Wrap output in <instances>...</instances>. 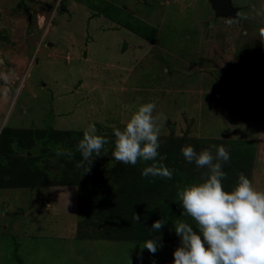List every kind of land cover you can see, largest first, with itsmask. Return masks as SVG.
I'll return each instance as SVG.
<instances>
[{"label": "rangeland", "instance_id": "374dc122", "mask_svg": "<svg viewBox=\"0 0 264 264\" xmlns=\"http://www.w3.org/2000/svg\"><path fill=\"white\" fill-rule=\"evenodd\" d=\"M232 3L234 20L209 0H0V132L79 131V143L89 124L114 134L155 102L160 143L173 130L254 140L249 179L264 191V0ZM144 25L155 42L133 30ZM49 162L60 172L59 158ZM12 185L0 186V264H173L180 240L153 254L145 242L77 238V185Z\"/></svg>", "mask_w": 264, "mask_h": 264}, {"label": "trees", "instance_id": "16d2710c", "mask_svg": "<svg viewBox=\"0 0 264 264\" xmlns=\"http://www.w3.org/2000/svg\"><path fill=\"white\" fill-rule=\"evenodd\" d=\"M91 5L94 9L98 7L95 2ZM145 28L149 29L147 33L140 32L137 28L133 30L139 31L135 32L139 36L155 42L158 30L151 26ZM0 38H3L1 32ZM100 131L97 134L108 138L107 144L113 152L114 134ZM173 132L160 143L159 148L160 162L175 170L173 178L169 180L142 177L144 164H121L114 157L112 168L109 167L110 173L106 176L101 165L106 144L99 157L93 155L92 164L90 161H83L76 145L79 144L78 139L74 138L81 135L82 132L79 131L66 134L65 131L55 129H11L4 126L0 132V186L13 184L12 187L40 188L77 185L79 219L76 237L79 239L145 242L159 237V241H177L180 239L173 227L177 219L194 225L190 217L181 216L182 205L177 192L187 185L202 182L207 172L206 168L200 170L194 162H187L181 148L192 145L198 153L208 145H222L228 149L231 159L223 166L227 173L223 187L226 191H231L237 184L240 173L249 178L254 166L256 147L255 141L251 139L190 138L187 135L176 136ZM60 149L70 150L73 155L58 156L57 151ZM51 157L59 158L61 164L60 172L54 175L47 171ZM81 164L83 166H78ZM90 166V171L84 174L85 169ZM135 214L139 215V221L134 219ZM161 218H166L167 223L158 233L151 229V225Z\"/></svg>", "mask_w": 264, "mask_h": 264}, {"label": "clouds", "instance_id": "9594fccd", "mask_svg": "<svg viewBox=\"0 0 264 264\" xmlns=\"http://www.w3.org/2000/svg\"><path fill=\"white\" fill-rule=\"evenodd\" d=\"M260 34L264 37V29ZM155 110V102L143 103L122 130H113L112 155L121 164H144L142 177L171 180L175 170L160 162L159 152L158 122L166 117L162 113L154 115ZM108 142L106 136L97 134L95 124H89L77 148L83 161L92 164L93 155L99 157ZM181 152L187 162H194L207 172L202 182L187 185L177 192L182 205L181 216L190 217L194 225L183 219L174 222L180 245L173 252V264H264V191L258 190L244 173L239 174L231 191L224 189L227 173L223 166L231 157L222 145H210L199 153L194 146L186 145ZM57 155L71 157L73 153L60 149ZM90 168H86L84 174ZM134 219L139 221V215L135 214ZM166 223L167 219L161 218L153 222L151 229L159 233ZM158 241L159 237L148 239L143 248L155 254L162 246Z\"/></svg>", "mask_w": 264, "mask_h": 264}, {"label": "water", "instance_id": "95a60500", "mask_svg": "<svg viewBox=\"0 0 264 264\" xmlns=\"http://www.w3.org/2000/svg\"><path fill=\"white\" fill-rule=\"evenodd\" d=\"M217 17L234 20L238 17L239 7L233 5L232 0H209ZM3 59L0 57V61Z\"/></svg>", "mask_w": 264, "mask_h": 264}]
</instances>
